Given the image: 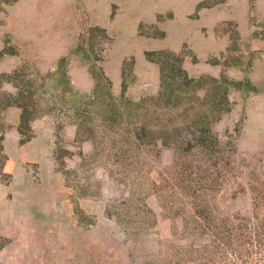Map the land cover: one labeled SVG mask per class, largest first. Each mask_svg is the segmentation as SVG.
<instances>
[{
  "label": "rangeland",
  "instance_id": "1",
  "mask_svg": "<svg viewBox=\"0 0 264 264\" xmlns=\"http://www.w3.org/2000/svg\"><path fill=\"white\" fill-rule=\"evenodd\" d=\"M140 7V0H0V94L16 99L36 89L25 125L21 108L0 99V264H264V19L248 18L247 38L236 23L216 25L227 37L216 53L198 57L183 42L139 58L134 37L165 35L145 22L132 31ZM77 45L102 46L101 58L81 57ZM158 50L176 54L188 77L246 78L253 86H228L226 108L209 122L211 147L165 108L143 128L120 109L105 124L93 115L76 135L88 105L71 104L68 90L89 93L95 69L112 98L122 78L129 100L158 97V62L144 54ZM60 57L65 90L51 84Z\"/></svg>",
  "mask_w": 264,
  "mask_h": 264
},
{
  "label": "trees",
  "instance_id": "2",
  "mask_svg": "<svg viewBox=\"0 0 264 264\" xmlns=\"http://www.w3.org/2000/svg\"><path fill=\"white\" fill-rule=\"evenodd\" d=\"M253 1L254 0H248L249 5H251ZM201 6L202 4L198 3L196 7ZM89 29L95 31L96 34H100V42H106L108 40L103 28L92 26L89 27ZM79 36L81 35L79 34L77 38L78 45L83 41L82 38H80L79 41ZM78 45L74 49L81 57L91 61L99 60L101 58L99 53L103 48L102 46L96 48V50L92 48L88 50V48H81ZM144 54L147 59H155L156 62H158L159 74L162 78V89H164V93H160V95L155 98H140L137 102H133L123 94L126 85L125 79L122 78L120 82L121 89L119 96L117 98H112L106 90H102L101 85H99V72L96 74L97 71L93 69L92 77L95 83L89 93L76 95L68 90L69 93L65 96V99L71 100V104L83 102L84 105H88L87 114L82 118H80V116L78 118V131H76V135L79 136V125L81 127L88 124V120L91 119L93 115L98 118L100 123L105 124V122L110 120V118L118 112V109H120V115L123 114L128 122L133 123L136 119L140 120V127L143 128L148 126L147 123L152 114L165 108L167 113H170V111L177 112V115L180 116V121L187 118V127L192 128L191 133H194L196 130L197 134L195 135L196 138H199L198 141L200 146H204L205 148L211 147L213 142H210L209 139H212L213 137L209 133V122L218 117L219 112L226 108V89L228 86H232L239 90L253 89V86L246 78L240 81H232L227 80L224 76H221L218 79L207 75H199L195 78L188 77L184 70L180 68L178 61L176 60V54L168 50L146 51ZM163 57H167L170 62H164L162 59ZM64 64L65 58L60 57L56 62L55 69L51 73L54 76L51 84L54 86H61L62 89H66L68 79L65 74ZM163 77L168 78V80L164 81ZM42 83L43 80L41 79V85H43ZM30 88L31 87L28 86L26 92L27 96L18 94L16 99H11L12 96L10 94H0L1 101H5L3 102L4 105L15 104L21 108L19 116L20 126L22 124L25 125L32 117L33 102L30 94L36 89L31 91ZM198 91L201 92V95L196 94ZM159 98H162L161 103H158ZM136 116H139V118ZM168 116H173V114ZM203 136H205V139ZM206 140L207 144L205 143ZM196 217L201 219L199 215H196ZM244 255L247 256L248 252H245ZM247 262L250 264H256L251 260H241L238 263L244 264Z\"/></svg>",
  "mask_w": 264,
  "mask_h": 264
},
{
  "label": "crops",
  "instance_id": "3",
  "mask_svg": "<svg viewBox=\"0 0 264 264\" xmlns=\"http://www.w3.org/2000/svg\"><path fill=\"white\" fill-rule=\"evenodd\" d=\"M200 1L140 0L141 13L134 22L132 31L136 29L137 23L145 22L152 23L164 31L165 35L160 40L134 37L132 42L134 55L140 58L142 50L163 48L178 50L184 42L196 56H206L209 53L221 51L227 44L225 34L215 33L216 25L226 21L236 23L239 35L247 38L250 33L248 18L254 24L264 19V0H254L251 5L248 0H225L214 5L201 6L195 10L196 4ZM105 9L104 6L101 11L104 12ZM191 14L193 15L187 16ZM131 16H133L132 13ZM162 18H165L164 22ZM259 44L260 49H264V41ZM136 69L140 70L139 65H136ZM118 78L117 75L116 81Z\"/></svg>",
  "mask_w": 264,
  "mask_h": 264
}]
</instances>
